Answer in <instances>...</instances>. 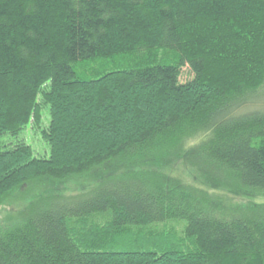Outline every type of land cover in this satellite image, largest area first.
Instances as JSON below:
<instances>
[{"label": "trees", "instance_id": "16d2710c", "mask_svg": "<svg viewBox=\"0 0 264 264\" xmlns=\"http://www.w3.org/2000/svg\"><path fill=\"white\" fill-rule=\"evenodd\" d=\"M263 106L264 0H0V205L97 183L0 224V264H264Z\"/></svg>", "mask_w": 264, "mask_h": 264}, {"label": "rangeland", "instance_id": "374dc122", "mask_svg": "<svg viewBox=\"0 0 264 264\" xmlns=\"http://www.w3.org/2000/svg\"><path fill=\"white\" fill-rule=\"evenodd\" d=\"M191 78L192 76L189 75V70L185 69L181 78V82L185 83ZM256 108L260 107L255 106L252 109ZM48 117V112L45 111V126L47 125ZM23 139L28 145L32 147L34 156L36 158L48 159L50 157V147L48 143L44 141L41 133L35 132L33 129L28 128L19 139L12 140V143L16 144ZM187 168L188 167L184 166L183 163H178L174 167L172 176H176L188 183H191V179L189 178L191 174ZM94 181L95 180L92 178V175H85L82 177L72 178L67 182L56 181L46 177L29 182L24 189H18L13 195L7 197L2 202L0 205V224H7L17 219L20 214L26 211L34 202H37V205H43V203L48 201L45 199L46 197L55 198L61 195L62 198H72L74 196L80 195L81 193L86 194L96 186L97 183ZM203 190H208V188L204 187ZM208 191L213 192L216 197L222 200L229 201L232 206L251 204V200L235 197L234 195L223 190ZM255 202L264 204V198H257Z\"/></svg>", "mask_w": 264, "mask_h": 264}]
</instances>
